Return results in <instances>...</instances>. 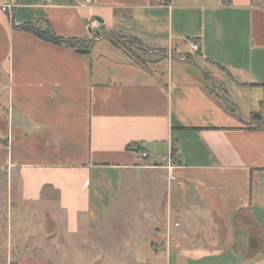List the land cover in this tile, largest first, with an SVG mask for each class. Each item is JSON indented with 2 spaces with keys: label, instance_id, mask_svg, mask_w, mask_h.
Here are the masks:
<instances>
[{
  "label": "crops",
  "instance_id": "crops-1",
  "mask_svg": "<svg viewBox=\"0 0 264 264\" xmlns=\"http://www.w3.org/2000/svg\"><path fill=\"white\" fill-rule=\"evenodd\" d=\"M17 1L12 18L0 10L6 93L0 174L14 201L35 213L21 217L27 223H18L9 263L67 264L63 251L72 249L79 254L71 261L82 264L89 261L79 251L87 249L106 253L91 264H264V126L249 121L258 106L264 114V2ZM94 19L97 28L88 26ZM45 21L57 36L91 41L90 53L14 29ZM105 31L125 38L112 36L114 45ZM190 40L199 45L197 53L189 50ZM125 45L192 58L165 70L172 58L142 63ZM195 59L234 103L233 112L205 88V69ZM173 141L180 163L170 158ZM158 179L167 181L170 209L161 226L143 228V188L153 196ZM243 212L255 232L243 225ZM211 215L222 220L223 232L196 221ZM179 217L187 220L185 229L172 227ZM112 218L136 224L94 226ZM34 222L40 226L30 228ZM52 244L61 254H49ZM226 252L233 253L230 259Z\"/></svg>",
  "mask_w": 264,
  "mask_h": 264
},
{
  "label": "rangeland",
  "instance_id": "rangeland-1",
  "mask_svg": "<svg viewBox=\"0 0 264 264\" xmlns=\"http://www.w3.org/2000/svg\"><path fill=\"white\" fill-rule=\"evenodd\" d=\"M262 2H264V0H261ZM104 34L109 33V31H105L103 32ZM119 39L125 38L122 36H118ZM135 44V43H134ZM104 44H101L100 46H103ZM126 53L128 56H130V58L134 59V60H139L142 61V63H151V62H155L156 59L159 58H163L162 53L160 52L159 49H156L157 52H155L157 55H151L150 52L154 49L149 48L148 50H146L147 53L149 54H145L142 53L140 50H131V49H126V45L125 48ZM167 54L169 53L172 57L170 61L169 65H167V62L165 61L164 63V67L165 70L167 69H171L172 67L176 66V62L175 60H178L180 58H185V59H189L188 58V53H181L180 51L177 53L175 50L173 49H168V51L166 52ZM139 55V56H137ZM141 55V56H140ZM168 56V55H167ZM130 59V60H132ZM133 61V60H132ZM197 64L201 65V68L203 67V69H205V72L207 73V75L209 76V78H211V74L206 70L208 69V67H206L205 64H203L201 62V60H196ZM194 64H190L189 68L190 69H194ZM4 86H5V81L4 78L2 76H0V113L3 108V105L5 106V90H4ZM209 91V90H208ZM210 93V92H209ZM248 100H246V98H243L242 100L237 101L239 108H241V110H243L244 104L247 102ZM254 103V99L251 98V100L249 101V104H253ZM254 108V107H252ZM251 108V110H252ZM260 110H262V107L258 106L257 109H253V112L257 113V119L252 120L250 116V123L257 125V126H264V114L260 113ZM4 125L1 121H0V137H2L3 135V131H4ZM7 125V123H6ZM165 174V172H164ZM0 264H10V257L14 256V245H15V239L18 237V233H19V228L20 227L18 225L19 224H26L27 221H22L21 217L23 216V214L25 213H30L27 214L29 218H32V214L35 213V211L32 209H27L25 207H22L20 205H18L15 201H14V194H10L7 192L6 187L4 185L5 183V178H4V174L1 173L0 174ZM166 180L162 179L160 181V179H158V181H156L157 185V192L152 196L151 194L148 193V189L145 190V188H143V228H151V227H155V226H161L163 223H159V218L163 217L166 214L167 208L168 210L170 209V207L167 206V202H166ZM152 199V201H151ZM173 202V206H174V201ZM130 209H132V212L135 209L136 204L135 203H130ZM173 209H171L172 211ZM45 211V209L43 210ZM43 211L41 210L39 212L43 213ZM38 213V212H37ZM174 214V212H172ZM242 214H244V218H243V225L246 227H249V230L252 232H255V228L249 225L251 223H249V219L247 217V215L243 212ZM198 216V215H197ZM132 218V217H130ZM224 220V219H223ZM174 221H176L178 223V225L175 227L172 225V227L176 228V229H185L187 226V220L182 219L181 217L179 218H175L172 219V224L174 223ZM197 223L204 224L203 227L204 228H208L211 227L212 228H217L220 229L223 232V229L225 228L223 222L221 219L217 218L216 215H211L210 219H205V221H201V220H196ZM225 221V220H224ZM29 222H33V220H29ZM124 222H128V223H124ZM135 221L134 219H129L127 221V219H117V218H112L110 220H105V221H100V223L98 225H94V226H100L101 228H105V229H109V228H132L133 226H135ZM231 224L233 226V223L231 221ZM238 225L239 227H242V223L240 221H238ZM40 226V222H34L31 224L30 228H34V227H39ZM251 226V227H250ZM234 227V226H233ZM38 230V237H41V233H43V231L41 229H37ZM51 231V230H48ZM43 238V237H41ZM40 238V239H41ZM241 236H238V240H241ZM44 239L47 240L46 237H44ZM223 239V237H222ZM122 241V239H120ZM58 244V242H57ZM53 246H51V249H53L55 246L54 244H52ZM43 246L46 247H50V243H44ZM90 246V245H89ZM255 247V245H253ZM93 248V247H90ZM54 251V249H53ZM87 249H82L79 252H81V254L83 255V261H89V262H83L82 264H91V258L94 256L95 258L97 257L96 255H105L106 253L103 252H98V251H89L87 252ZM41 253V252H40ZM63 253H66L67 255V259H73L74 257L77 256L79 253H75L72 249H70L68 252L67 251H63ZM37 254H39L37 252ZM49 254L51 255H56L57 253L54 252H50ZM61 254V253H58ZM57 254V255H58ZM77 254V255H76ZM115 255H123V253H113ZM232 252H226L225 256L227 257V259H230V257L232 256ZM73 257V258H72ZM236 258V257H235ZM58 259V258H57ZM59 263L62 264H66V261H64L63 259H58ZM71 260H68L67 264H78L75 262H72ZM104 263V260H101V264ZM96 264H100V263H96ZM110 264H124L123 262H111Z\"/></svg>",
  "mask_w": 264,
  "mask_h": 264
},
{
  "label": "trees",
  "instance_id": "trees-1",
  "mask_svg": "<svg viewBox=\"0 0 264 264\" xmlns=\"http://www.w3.org/2000/svg\"><path fill=\"white\" fill-rule=\"evenodd\" d=\"M164 2H168L169 0H163ZM225 3H229L230 0H223ZM14 29L26 32L31 34L32 36L38 38L39 40H42L44 42H48L51 44H56V45H66L69 48H71L74 52H76L79 55H87L90 53L91 51V41L86 40V39H80V38H64V37H60L57 36L53 30L51 29L48 21H45L44 23H23L21 25L18 26H14ZM116 36H121V35H117ZM113 32H109V33H102V36L107 38L110 42L113 43L111 37L115 36ZM133 43H135L136 45H142V43L140 41H138L137 39H132ZM114 44V43H113ZM115 45V44H114ZM117 45V44H116ZM145 50H148V47H145ZM160 52L162 53L163 56L167 55V50L166 49H159ZM188 58H192V56L189 54ZM204 86L207 90H209V92L211 94H213V96L219 101L221 102V104L223 105V107L225 108V110L229 111V112H233L235 105L234 103L228 98L226 97L225 93L223 92L222 87L218 84L216 85L215 82L211 81L210 82V78L208 77L207 73H204ZM258 116V115H257ZM256 115L252 114L251 119H257ZM257 117V118H256ZM128 149H132L135 150L137 152H141L142 148L138 145V144H129L127 145ZM177 146L175 141L172 142L171 145V149H170V158L171 160H173V162H175L174 160L178 157L177 156ZM175 163H180V161L178 160Z\"/></svg>",
  "mask_w": 264,
  "mask_h": 264
},
{
  "label": "built area",
  "instance_id": "built-area-1",
  "mask_svg": "<svg viewBox=\"0 0 264 264\" xmlns=\"http://www.w3.org/2000/svg\"><path fill=\"white\" fill-rule=\"evenodd\" d=\"M17 5H18L17 0H0V10L3 11L5 14H7L9 18H12L13 12L17 7ZM88 26L97 28L99 27V23L97 20L94 19L90 21ZM187 45L192 53H197L199 51V45L196 42L190 40L187 42ZM167 55L169 58L172 57L169 53Z\"/></svg>",
  "mask_w": 264,
  "mask_h": 264
}]
</instances>
